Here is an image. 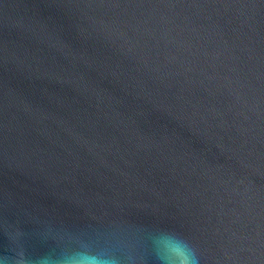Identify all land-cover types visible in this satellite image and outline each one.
Instances as JSON below:
<instances>
[{"label":"water","instance_id":"obj_1","mask_svg":"<svg viewBox=\"0 0 264 264\" xmlns=\"http://www.w3.org/2000/svg\"><path fill=\"white\" fill-rule=\"evenodd\" d=\"M160 229L264 264V0H0V264Z\"/></svg>","mask_w":264,"mask_h":264},{"label":"clouds","instance_id":"obj_2","mask_svg":"<svg viewBox=\"0 0 264 264\" xmlns=\"http://www.w3.org/2000/svg\"><path fill=\"white\" fill-rule=\"evenodd\" d=\"M149 245L158 264H199L196 249L171 230H157L150 236ZM35 264H119V259L106 250H93L87 243L79 241L58 252L52 249Z\"/></svg>","mask_w":264,"mask_h":264}]
</instances>
